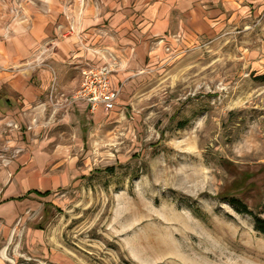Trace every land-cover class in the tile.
Returning <instances> with one entry per match:
<instances>
[{
  "label": "rangeland",
  "instance_id": "374dc122",
  "mask_svg": "<svg viewBox=\"0 0 264 264\" xmlns=\"http://www.w3.org/2000/svg\"><path fill=\"white\" fill-rule=\"evenodd\" d=\"M253 6L135 78L110 119L80 108L81 125L47 142L71 145L76 171L64 160V186L19 204L0 227V254L12 264H264V234L224 200L264 220V0ZM23 131L0 126V168Z\"/></svg>",
  "mask_w": 264,
  "mask_h": 264
},
{
  "label": "crops",
  "instance_id": "0c3cea01",
  "mask_svg": "<svg viewBox=\"0 0 264 264\" xmlns=\"http://www.w3.org/2000/svg\"><path fill=\"white\" fill-rule=\"evenodd\" d=\"M256 2L0 0V126L24 130L21 152L9 150L0 168V227L16 221L19 204L64 186V160L76 171L72 146L51 151L47 142L69 122L81 125L80 108L89 112L85 102L71 100L82 70L110 69L117 111L135 78L182 58ZM0 264L12 263L0 254Z\"/></svg>",
  "mask_w": 264,
  "mask_h": 264
},
{
  "label": "built area",
  "instance_id": "2783aa9c",
  "mask_svg": "<svg viewBox=\"0 0 264 264\" xmlns=\"http://www.w3.org/2000/svg\"><path fill=\"white\" fill-rule=\"evenodd\" d=\"M110 73L108 67L82 70L81 88L71 97V100L85 102L92 114H96L102 109L110 119L115 111L119 96L118 91L111 87Z\"/></svg>",
  "mask_w": 264,
  "mask_h": 264
},
{
  "label": "trees",
  "instance_id": "16d2710c",
  "mask_svg": "<svg viewBox=\"0 0 264 264\" xmlns=\"http://www.w3.org/2000/svg\"><path fill=\"white\" fill-rule=\"evenodd\" d=\"M257 80L264 82V75L259 77ZM107 170L110 172L113 171V169H111V168L107 169ZM42 195L47 196V195H49V193H44ZM224 200L229 206H231L235 210V212L252 217V219L254 221L255 229L258 232L264 234V220L261 217H259V215L255 214L252 210H250L244 202H242L240 199H238L234 196L233 197H227Z\"/></svg>",
  "mask_w": 264,
  "mask_h": 264
}]
</instances>
